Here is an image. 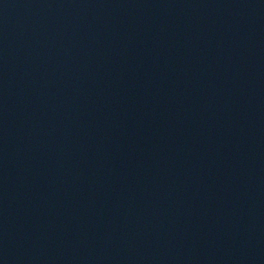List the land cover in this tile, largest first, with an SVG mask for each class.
<instances>
[{"label":"water","instance_id":"water-1","mask_svg":"<svg viewBox=\"0 0 264 264\" xmlns=\"http://www.w3.org/2000/svg\"><path fill=\"white\" fill-rule=\"evenodd\" d=\"M0 264H264V0H0Z\"/></svg>","mask_w":264,"mask_h":264}]
</instances>
